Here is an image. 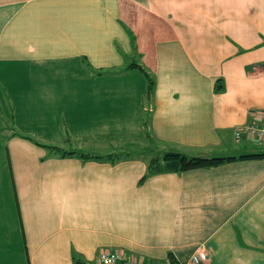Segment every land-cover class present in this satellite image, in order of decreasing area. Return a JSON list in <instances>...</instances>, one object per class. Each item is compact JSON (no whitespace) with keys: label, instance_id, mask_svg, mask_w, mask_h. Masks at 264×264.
Returning <instances> with one entry per match:
<instances>
[{"label":"crops","instance_id":"1","mask_svg":"<svg viewBox=\"0 0 264 264\" xmlns=\"http://www.w3.org/2000/svg\"><path fill=\"white\" fill-rule=\"evenodd\" d=\"M263 108L264 0H0V264H264V158L147 175Z\"/></svg>","mask_w":264,"mask_h":264},{"label":"trees","instance_id":"2","mask_svg":"<svg viewBox=\"0 0 264 264\" xmlns=\"http://www.w3.org/2000/svg\"><path fill=\"white\" fill-rule=\"evenodd\" d=\"M137 67L143 75L145 76L147 82V90H146V97L149 100L154 88V78L153 75L147 71V69L136 63H131L127 65V68ZM144 124L146 125L147 122L145 121ZM20 137L30 140L33 144L45 147L49 151H52L58 154L60 157L65 156H77L83 159H102V158H116L124 155H129L130 152L126 149L119 150L115 153H109L106 155H92L89 153H82L74 150L64 151L55 146H49L45 144H41L36 140L30 138L26 135H19ZM146 138L149 139L148 133L145 135ZM150 153L154 151H149ZM250 158H264V150L258 149L255 150L253 153L246 154V155H238V156H216V155H188L182 152H176L172 150L164 151L163 153H153L148 162L147 166V175L148 174H156L161 172H184L193 169L199 168H213L220 164L240 160V159H250ZM145 175L143 178H145ZM141 179V182L143 180ZM169 259L171 256L169 254ZM74 262L76 264H85L80 259L75 258Z\"/></svg>","mask_w":264,"mask_h":264},{"label":"built area","instance_id":"3","mask_svg":"<svg viewBox=\"0 0 264 264\" xmlns=\"http://www.w3.org/2000/svg\"><path fill=\"white\" fill-rule=\"evenodd\" d=\"M256 123H248L234 132V140L240 142L242 136L247 135L253 144L261 150H264V108L257 112ZM99 264H142L131 257L121 253H111L100 251L98 255ZM190 264H204L208 261V254L204 249L196 250L190 256Z\"/></svg>","mask_w":264,"mask_h":264},{"label":"rangeland","instance_id":"4","mask_svg":"<svg viewBox=\"0 0 264 264\" xmlns=\"http://www.w3.org/2000/svg\"><path fill=\"white\" fill-rule=\"evenodd\" d=\"M237 144H239V143L234 144L232 150H230L228 152H224V153L218 154V156H224V155H228V154H237V153H239L240 151H243V150H246V151H250L251 150V148H248V147L245 148V149H238L237 150V147L239 146ZM137 151H141L140 148H138ZM130 154H132V155L135 154V150L134 151H130ZM201 249H203V248H201Z\"/></svg>","mask_w":264,"mask_h":264}]
</instances>
